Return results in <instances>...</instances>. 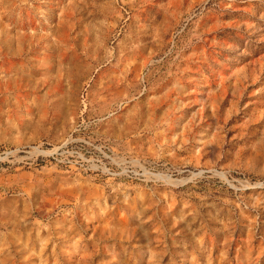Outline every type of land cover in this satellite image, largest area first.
Listing matches in <instances>:
<instances>
[{
    "label": "rangeland",
    "instance_id": "1",
    "mask_svg": "<svg viewBox=\"0 0 264 264\" xmlns=\"http://www.w3.org/2000/svg\"><path fill=\"white\" fill-rule=\"evenodd\" d=\"M0 264H264V0H0Z\"/></svg>",
    "mask_w": 264,
    "mask_h": 264
}]
</instances>
